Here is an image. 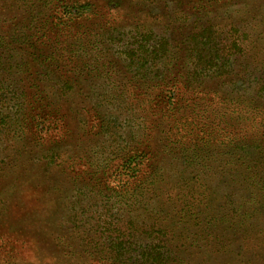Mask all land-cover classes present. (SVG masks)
Returning <instances> with one entry per match:
<instances>
[{
	"label": "rangeland",
	"instance_id": "1",
	"mask_svg": "<svg viewBox=\"0 0 264 264\" xmlns=\"http://www.w3.org/2000/svg\"><path fill=\"white\" fill-rule=\"evenodd\" d=\"M0 61V264H264V0H0Z\"/></svg>",
	"mask_w": 264,
	"mask_h": 264
},
{
	"label": "trees",
	"instance_id": "2",
	"mask_svg": "<svg viewBox=\"0 0 264 264\" xmlns=\"http://www.w3.org/2000/svg\"><path fill=\"white\" fill-rule=\"evenodd\" d=\"M11 2L16 3L17 5H20V3H22V5H28L30 0H9ZM113 1V0H112ZM33 3V2H32ZM90 8L89 4H85L84 6H81L79 8H77L74 11H64L62 13V19H64L67 22H72L74 21H78V22H87L88 20V15L86 14V11H88V9ZM29 22H32L31 20ZM66 22H63V24H65ZM73 23V24H74ZM60 23L56 24V23H43L40 24L37 28H38V33L40 32V34H42V37L40 38L43 42L44 45L48 44L50 42V40H46L45 36H44V32L46 37H52V35H54V33H58L59 30V25ZM61 24V25H63ZM50 25V26H49ZM35 21L32 22L29 26V28L34 29L35 27ZM17 27L20 28V30L22 31L23 29L28 30L29 28L27 26H24V24L22 22H18ZM135 29H137V27H135ZM20 31V32H21ZM230 44L228 45H221L219 46L220 43H218V39L220 36V33H217V31L213 28V27H207L205 29H203L200 32H196L195 34L189 36L187 38V43L189 44V51L193 52L194 58L197 60V65L199 62V68L201 70V67H203L204 69L206 68H215V67H223L225 66V64L227 63V59H228V55L224 54V52H226L227 50L231 51L234 49V51L238 52L240 50V46L238 45L239 43V36H237V31L235 29H231L230 30ZM22 39L24 40V42H26V44L28 43L27 38H25V34L22 31ZM40 36V35H39ZM102 37L105 39H108L110 41H116V39H114V36H111V32L109 33H102ZM39 38V37H37ZM163 44H166L167 41L164 42V40L162 41ZM42 44V43H41ZM33 51L37 50L35 48H32ZM241 51V50H240ZM229 54V53H228ZM3 62L0 61V67H2ZM8 109L9 108V89L8 87L5 85V83H1L0 82V109ZM138 157H134L133 159H128L127 161H125V168L126 169V176L127 179L131 180L136 178L135 176V172L132 168V164H136ZM157 222L153 223V226L156 225ZM158 234L161 237H168L166 244L167 243H172L174 242L173 238L170 236H166V234L168 233H163L161 234L160 230H158ZM139 235H146L145 232H143L141 226H139ZM166 239V238H165ZM177 242V241H176ZM132 241L129 240H125L123 242V244H130L131 245ZM164 243V244H163ZM162 244L159 243H152V245L149 246H145L148 248H151L152 251H150L149 253H144V255H142L141 257H136V260L138 261L139 264H188L184 261H180L177 259H172V255L173 252L170 251L166 245L165 242H163ZM143 245H139L138 248L142 247Z\"/></svg>",
	"mask_w": 264,
	"mask_h": 264
}]
</instances>
